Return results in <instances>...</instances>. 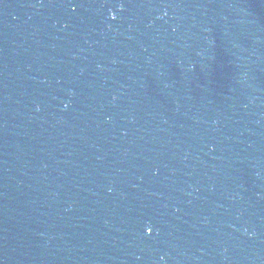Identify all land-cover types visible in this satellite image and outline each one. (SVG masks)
I'll list each match as a JSON object with an SVG mask.
<instances>
[{
    "label": "water",
    "instance_id": "1",
    "mask_svg": "<svg viewBox=\"0 0 264 264\" xmlns=\"http://www.w3.org/2000/svg\"><path fill=\"white\" fill-rule=\"evenodd\" d=\"M0 264H264V0H0Z\"/></svg>",
    "mask_w": 264,
    "mask_h": 264
},
{
    "label": "snow or ice",
    "instance_id": "2",
    "mask_svg": "<svg viewBox=\"0 0 264 264\" xmlns=\"http://www.w3.org/2000/svg\"><path fill=\"white\" fill-rule=\"evenodd\" d=\"M149 231H151V229H149Z\"/></svg>",
    "mask_w": 264,
    "mask_h": 264
}]
</instances>
